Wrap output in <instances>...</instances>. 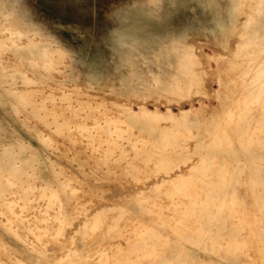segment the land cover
<instances>
[{"label": "rangeland", "instance_id": "rangeland-1", "mask_svg": "<svg viewBox=\"0 0 264 264\" xmlns=\"http://www.w3.org/2000/svg\"><path fill=\"white\" fill-rule=\"evenodd\" d=\"M263 54L264 0H0V264H264Z\"/></svg>", "mask_w": 264, "mask_h": 264}, {"label": "bare ground", "instance_id": "bare-ground-1", "mask_svg": "<svg viewBox=\"0 0 264 264\" xmlns=\"http://www.w3.org/2000/svg\"><path fill=\"white\" fill-rule=\"evenodd\" d=\"M60 51V50H59ZM58 53V52H57ZM198 53V52H197ZM63 55V54H62ZM264 55V54H263ZM59 56V55H58ZM199 56V55H198ZM49 57V56H48ZM259 58H261V61L262 62H264V58L263 57H259ZM250 59V58H249ZM238 60V59H237ZM201 61V60H200ZM239 61V60H238ZM255 62H257V61H255ZM205 64V63H204ZM249 64H250V61L249 62H247V66H249ZM251 66V65H250ZM238 67V66H237ZM205 68V67H204ZM209 68H207V70H208ZM186 70V69H185ZM206 70V71H207ZM205 71V72H206ZM245 72V71H244ZM252 73V72H251ZM197 74V73H196ZM206 74H207V72H206ZM244 74V73H243ZM260 77H262V76H260ZM207 78H209V77H207ZM239 78V77H238ZM252 78H254V77H252ZM207 80H209V79H207ZM234 80H236V79H234ZM206 81V80H205ZM255 81V80H254ZM253 81V82H254ZM207 82V81H206ZM205 82V83H206ZM257 82V81H256ZM260 82V81H259ZM261 82H263V81H261ZM204 83V84H205ZM208 83V82H207ZM244 83V82H243ZM234 84V83H233ZM201 85H202V83H201ZM245 85V84H244ZM264 86V85H263ZM234 87V86H233ZM180 91V90H179ZM242 91V90H241ZM234 92V91H233ZM237 95H238V93H236ZM214 95L215 96H218L219 95V85H215V90H214ZM253 95V94H252ZM56 96V95H55ZM195 97V96H194ZM237 97V96H236ZM240 97V96H239ZM237 99V98H236ZM235 100V99H234ZM233 100V101H234ZM238 100V99H237ZM245 101V100H244ZM131 102H133V101H131ZM130 102V103H131ZM184 102V101H183ZM250 102V101H249ZM248 102V103H249ZM182 103V102H181ZM180 103V104H181ZM261 103V102H260ZM92 104V103H91ZM178 105V103L177 104H174L173 106L175 107V105H177L179 108L183 105V103L181 104V105ZM240 104V103H239ZM258 104V103H257ZM93 105V104H92ZM130 106V108H129V110H127V111H130V112H145V113H147V114H149V115H151V116H154L155 114H158V113H163V114H165V115H167L166 116V118L167 119H176V117H178V115H182V116H188V115H191V114H198V113H200V112H202L203 110H205V107L203 106V105H201V104H198V105H196V106H190V105H185V107H181L182 109H180V110H177V109H175V108H170V106H172V105H168L169 106V108L168 107H166V106H164V105H159V106H152V107H150V108H146L145 106H143V104L142 105H140V103H139V105L137 104H135L134 103V105L131 107V104H129ZM157 105V104H156ZM210 105V104H209ZM206 107H208V106H206ZM56 109V108H55ZM123 109V108H122ZM212 109V108H211ZM255 109V108H254ZM57 110V109H56ZM82 110V109H81ZM237 110V109H236ZM256 112V111H255ZM180 113V114H179ZM226 113H227V115L225 116V118H224V121H225V125H223L222 126V128L223 129H225V133H226V135H228V137L230 136V134H229V131H228V129L230 128V127H233L234 125H233V123H232V121H233V118H232V115H233V111L232 110H227L226 111ZM237 113V112H236ZM177 115V116H176ZM82 116V115H81ZM259 116V115H258ZM12 119V118H11ZM107 121V120H106ZM255 123V122H254ZM89 124V123H88ZM250 124H252V123H250ZM218 129L219 128H221V125H218V126H216ZM235 127V126H234ZM255 127V126H254ZM234 128H232V130H233ZM41 130V129H40ZM180 131V130H179ZM191 132V131H190ZM221 132V131H220ZM228 132V133H227ZM195 134V133H194ZM243 134H247L246 132H244ZM243 134H241L240 135V137H239V139H242V138H244V136H246V135H243ZM47 135V134H46ZM98 135V134H97ZM205 135V134H204ZM236 135V134H235ZM252 135H253V133H252ZM99 136H100V134H99ZM187 136H188V134H187ZM96 137V136H95ZM101 137V136H100ZM253 137V136H252ZM193 138V137H192ZM217 138H219V135H217V134H214V139H217ZM249 138V137H248ZM82 141V140H81ZM94 141H96V142H98L97 140H94ZM133 141V140H132ZM194 141V140H193ZM196 142V141H195ZM245 144L247 143L248 144V142H244ZM180 144V143H179ZM246 144V145H247ZM186 145V144H185ZM184 145V146H185ZM188 145V144H187ZM246 145H243V150H241V151H238V152H240V153H249V154H251V158H250V160H251V162L252 163H247L248 162V160L247 159H243V160H241V162H242V164L238 167V176L239 177H242V176H247L246 178V180L245 181H240V180H238L235 184H234V189H232V200H233V202H234V204L238 207V208H241V207H243V208H246L247 210H250V214H249V218L247 219V220H245V222H244V224L250 229V232L251 233H253L254 234V230H253V228H252V226H251V224H254L255 222H256V218H257V215H259V217H261L262 218V220L264 219V164H262V162H264V151H263V154L262 155H255L251 150H249V149H247L246 148ZM183 150H184V148H182ZM188 149H190L189 151H188V153H196V149H191V146L188 148ZM187 150V149H186ZM103 151V150H102ZM107 152H108V150H107ZM110 152V151H109ZM198 152V151H197ZM115 153H116V151H115ZM124 153V152H123ZM185 153H186V151H185ZM112 157V156H111ZM73 158V157H72ZM125 159V158H124ZM214 161V160H213ZM113 162V161H112ZM192 162H193V160H192ZM257 162H261L260 164H258ZM182 166V165H181ZM187 166H189L188 165V163H187V165H186V167ZM197 167L196 166H193V167H188L187 169H184L183 168V170H181V171H179V172H177V173H175L176 175H172L173 177H163V179L162 180H160L159 178H158V180H159V182H158V180H157V178L156 177H158V176H156L155 178H156V181L154 180L153 181V187H156V188H161V187H163V184L165 185V181L168 183V181L170 182V183H172V182H178L181 178H183V177H187L189 174H190V172L191 171H193V170H195ZM248 171V172H247ZM157 174V173H156ZM163 175V174H162ZM159 177H161V176H159ZM10 182H12V181H10ZM155 182H157V183H155ZM14 183V182H13ZM145 184V183H144ZM12 185V184H11ZM149 185V184H148ZM147 185V186H148ZM242 185H246L248 188V191H247V194L245 195V197H243V198H240L239 197V194H238V188L239 187H241ZM13 187V186H12ZM14 188H16V187H14ZM139 188V187H138ZM149 188V187H148ZM260 188V189H259ZM142 189V188H141ZM140 189V190H141ZM144 189V188H143ZM142 189V190H143ZM147 189V188H146ZM134 190V189H133ZM129 191H131V190H129ZM137 191V190H136ZM257 191H260L259 193H260V195H256V193H257ZM127 192V194H128V191H126ZM125 193V192H124ZM130 193H132V191L131 192H129V194ZM73 194V193H72ZM126 194V193H125ZM126 194V196H127V198H129L128 196L129 195H127ZM134 194V193H133ZM75 195V194H74ZM111 195V194H110ZM122 195V194H121ZM132 195V194H131ZM126 196H125V198H126ZM120 197V196H119ZM141 198V197H140ZM122 200H123V198H121ZM179 199V198H178ZM142 200V199H141ZM195 202V201H194ZM102 203V202H101ZM104 203V202H103ZM152 203V202H151ZM86 207V206H85ZM89 213H88V217H89ZM83 216V215H82ZM79 220V219H78ZM81 220H84L83 218L81 219ZM82 222V221H81ZM76 224V223H75ZM75 224H74V228H75ZM77 224H79V223H77ZM85 228H86V226H85ZM72 229V228H71ZM76 229V228H75ZM99 229V228H98ZM74 230V229H73ZM68 231V230H67ZM65 232V231H64ZM73 233V232H72ZM66 234V233H65ZM69 234V233H68ZM235 234H236V236L239 234V230H236V232H235ZM67 235V234H66ZM70 235V234H69ZM87 235H88V233H87ZM70 236H73V234L72 235H70ZM251 236V235H250ZM66 237V236H65ZM67 237H68V235H67ZM211 244H213V243H211ZM114 245V244H113ZM114 250V249H113ZM112 250V251H113ZM117 255V254H116ZM114 256V255H113ZM215 256H217V255H215ZM63 262V261H62ZM89 262H91V261H89ZM233 263L234 264H239V262H238V260L237 259H234V261H233ZM169 264H171V262H169Z\"/></svg>", "mask_w": 264, "mask_h": 264}]
</instances>
